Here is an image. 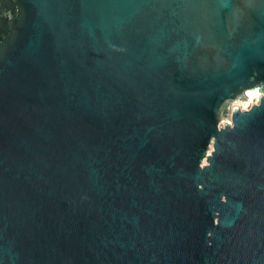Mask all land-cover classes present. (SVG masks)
Instances as JSON below:
<instances>
[{"label": "water", "instance_id": "water-1", "mask_svg": "<svg viewBox=\"0 0 264 264\" xmlns=\"http://www.w3.org/2000/svg\"><path fill=\"white\" fill-rule=\"evenodd\" d=\"M0 264H264V0H0Z\"/></svg>", "mask_w": 264, "mask_h": 264}, {"label": "rangeland", "instance_id": "rangeland-1", "mask_svg": "<svg viewBox=\"0 0 264 264\" xmlns=\"http://www.w3.org/2000/svg\"><path fill=\"white\" fill-rule=\"evenodd\" d=\"M255 102H252V103H249V104H247L248 105V107L246 108V109H248V108H250L251 106H252V104H254ZM235 104H237V105H240L239 103H235ZM250 105V106H249ZM241 106V108H243L244 109V105H240ZM231 119V118H230ZM226 122L227 121H223L222 123H221V126H223L224 124H226ZM206 162V161H205Z\"/></svg>", "mask_w": 264, "mask_h": 264}, {"label": "bare ground", "instance_id": "bare-ground-1", "mask_svg": "<svg viewBox=\"0 0 264 264\" xmlns=\"http://www.w3.org/2000/svg\"><path fill=\"white\" fill-rule=\"evenodd\" d=\"M252 102H255V101H253V100H251V102L250 103H252ZM249 104V103H248ZM244 106V109H246L247 107H248V105H245V104H243ZM250 106V105H249ZM243 109V108H242Z\"/></svg>", "mask_w": 264, "mask_h": 264}, {"label": "snow or ice", "instance_id": "snow-or-ice-1", "mask_svg": "<svg viewBox=\"0 0 264 264\" xmlns=\"http://www.w3.org/2000/svg\"><path fill=\"white\" fill-rule=\"evenodd\" d=\"M249 95H251V94H249Z\"/></svg>", "mask_w": 264, "mask_h": 264}]
</instances>
